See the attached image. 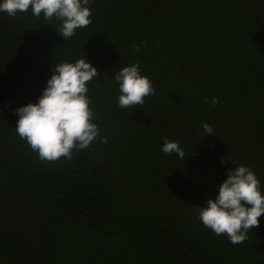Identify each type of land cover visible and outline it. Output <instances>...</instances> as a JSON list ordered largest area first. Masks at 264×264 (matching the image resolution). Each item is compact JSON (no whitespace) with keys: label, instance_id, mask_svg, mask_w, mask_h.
Here are the masks:
<instances>
[{"label":"trees","instance_id":"1","mask_svg":"<svg viewBox=\"0 0 264 264\" xmlns=\"http://www.w3.org/2000/svg\"><path fill=\"white\" fill-rule=\"evenodd\" d=\"M89 7L92 23L66 41L55 18L0 12V264H264V215L233 244L197 211L241 164L264 194V0ZM86 57L99 136L42 161L16 109L38 102L53 66ZM134 63L155 94L122 109L114 77ZM166 138L185 159L162 152Z\"/></svg>","mask_w":264,"mask_h":264},{"label":"clouds","instance_id":"2","mask_svg":"<svg viewBox=\"0 0 264 264\" xmlns=\"http://www.w3.org/2000/svg\"><path fill=\"white\" fill-rule=\"evenodd\" d=\"M90 0H3L0 12L15 16L30 8L36 17L43 15L46 21L53 18L61 22L57 33L66 41L77 29L92 23ZM159 45V42H157ZM142 45H134L140 52ZM53 74L47 81L37 103H29L16 109L19 116L16 133L26 140L42 161L55 162L60 158L71 159L74 150L88 148L99 136V128L93 123L94 112L88 96V84L100 74L87 57L76 62H63L53 66ZM119 84L118 105L122 109L143 106L145 99L155 94L153 82L141 75L138 63L120 69L114 77ZM217 104V98H212ZM207 135L213 128L202 124ZM107 143V138H104ZM165 154H186L178 142L167 138L162 146ZM207 206L198 208L203 225L216 235H226L231 243L240 244L248 239V232L259 227V217L264 215V194L261 182L246 165L228 171L219 186L218 195L207 200Z\"/></svg>","mask_w":264,"mask_h":264}]
</instances>
